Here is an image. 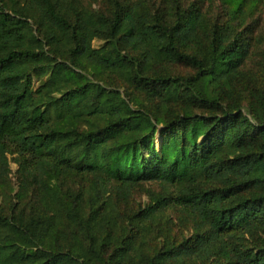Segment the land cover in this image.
I'll list each match as a JSON object with an SVG mask.
<instances>
[{
  "label": "trees",
  "instance_id": "16d2710c",
  "mask_svg": "<svg viewBox=\"0 0 264 264\" xmlns=\"http://www.w3.org/2000/svg\"><path fill=\"white\" fill-rule=\"evenodd\" d=\"M207 15L0 0V264H264V56L246 70L252 39Z\"/></svg>",
  "mask_w": 264,
  "mask_h": 264
},
{
  "label": "rangeland",
  "instance_id": "374dc122",
  "mask_svg": "<svg viewBox=\"0 0 264 264\" xmlns=\"http://www.w3.org/2000/svg\"><path fill=\"white\" fill-rule=\"evenodd\" d=\"M86 5H89L91 0H84ZM151 2H159V0H149ZM186 4L193 3L196 6L200 7L203 11L208 13L207 17L210 22L215 20V18L221 15V21L227 20L230 15L232 17V24L234 30L244 32L242 37L252 39V48L251 56L248 62L246 63L245 69L251 70L254 64L257 63L264 56V2L262 0H232V3L229 7L222 6L219 1L209 2L207 0H185ZM94 6V4H93ZM230 8V9H229ZM235 10L236 14L232 15L230 10ZM239 10V11H237ZM229 12V13H228ZM228 16V18H227ZM101 46V41L94 40L92 41V47L98 49ZM176 71V70H175ZM182 69L174 72L181 73ZM37 85L38 82L35 81ZM163 129L162 125L158 126V132L151 138L149 149L142 150V153L145 157L150 156L151 151L158 152L161 156L168 153L169 144L168 140L164 141L165 134L161 132ZM199 138V142L201 141ZM165 143V145H164ZM164 147V150H162ZM18 176H17V165L13 161L10 162V172L6 179V183L0 187V209H6V207H11L15 203L14 195L18 191ZM5 186V187H4ZM159 189L158 184L155 182H148L141 185L134 193L131 198V205H138L141 203L147 202V192L148 191H157ZM163 216H166L172 219L175 223L174 232L176 230H183L184 236L190 235V223L186 222V225L179 226L177 218L179 213L177 210L170 209L163 213Z\"/></svg>",
  "mask_w": 264,
  "mask_h": 264
}]
</instances>
